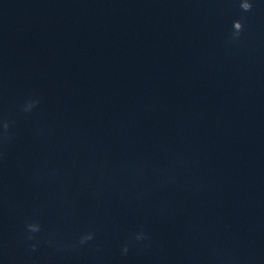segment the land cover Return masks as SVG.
<instances>
[{
	"label": "water",
	"instance_id": "1",
	"mask_svg": "<svg viewBox=\"0 0 264 264\" xmlns=\"http://www.w3.org/2000/svg\"><path fill=\"white\" fill-rule=\"evenodd\" d=\"M250 2L0 0V264H264Z\"/></svg>",
	"mask_w": 264,
	"mask_h": 264
},
{
	"label": "clouds",
	"instance_id": "2",
	"mask_svg": "<svg viewBox=\"0 0 264 264\" xmlns=\"http://www.w3.org/2000/svg\"><path fill=\"white\" fill-rule=\"evenodd\" d=\"M240 8L245 12L250 11L252 9V3L250 2V0H241ZM242 31H243V24H242L241 20L233 21V28H232V34H231L232 37L233 38H239ZM31 106L32 105L29 104L28 108L30 109ZM4 127H5V129H7L8 125L5 124ZM28 227H29L30 231H32V232L39 231V225H37V224H30ZM87 239H91V237L89 236V237H87ZM124 251L126 252L127 248H125Z\"/></svg>",
	"mask_w": 264,
	"mask_h": 264
}]
</instances>
